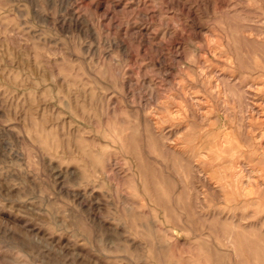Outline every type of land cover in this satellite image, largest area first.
Returning a JSON list of instances; mask_svg holds the SVG:
<instances>
[{
  "label": "clouds",
  "instance_id": "clouds-1",
  "mask_svg": "<svg viewBox=\"0 0 264 264\" xmlns=\"http://www.w3.org/2000/svg\"><path fill=\"white\" fill-rule=\"evenodd\" d=\"M253 106L264 0H0V264H264Z\"/></svg>",
  "mask_w": 264,
  "mask_h": 264
},
{
  "label": "rangeland",
  "instance_id": "rangeland-1",
  "mask_svg": "<svg viewBox=\"0 0 264 264\" xmlns=\"http://www.w3.org/2000/svg\"><path fill=\"white\" fill-rule=\"evenodd\" d=\"M69 14L71 15L72 13L70 12ZM69 23L71 24L72 21H69ZM77 26H78V22H77ZM253 95H256V94L253 93ZM259 103H260V99L258 97L257 100L255 101V104L258 105ZM252 113H255V115L250 114V116L246 117L245 119H249L250 121L255 122L256 125L258 126L259 121L264 120V115H262V113H264V109L253 106ZM247 127L256 133V139L259 140L261 133L259 131H256V127L253 126V123L251 122L248 123ZM260 144L262 147H264V140H260ZM5 190H7V185H5Z\"/></svg>",
  "mask_w": 264,
  "mask_h": 264
}]
</instances>
